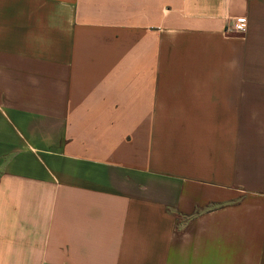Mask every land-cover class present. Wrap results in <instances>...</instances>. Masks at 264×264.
Instances as JSON below:
<instances>
[{
  "label": "crops",
  "instance_id": "0c3cea01",
  "mask_svg": "<svg viewBox=\"0 0 264 264\" xmlns=\"http://www.w3.org/2000/svg\"><path fill=\"white\" fill-rule=\"evenodd\" d=\"M0 264H264V0H0Z\"/></svg>",
  "mask_w": 264,
  "mask_h": 264
},
{
  "label": "built area",
  "instance_id": "2783aa9c",
  "mask_svg": "<svg viewBox=\"0 0 264 264\" xmlns=\"http://www.w3.org/2000/svg\"><path fill=\"white\" fill-rule=\"evenodd\" d=\"M231 24L233 29L243 32L247 25L246 18L244 16L236 17L231 21Z\"/></svg>",
  "mask_w": 264,
  "mask_h": 264
}]
</instances>
